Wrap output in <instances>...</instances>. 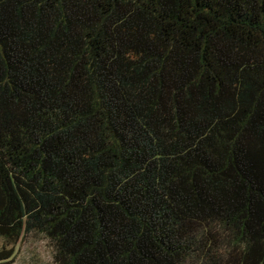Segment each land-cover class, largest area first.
<instances>
[{"label": "trees", "instance_id": "16d2710c", "mask_svg": "<svg viewBox=\"0 0 264 264\" xmlns=\"http://www.w3.org/2000/svg\"><path fill=\"white\" fill-rule=\"evenodd\" d=\"M264 264V0H0V264Z\"/></svg>", "mask_w": 264, "mask_h": 264}, {"label": "rangeland", "instance_id": "374dc122", "mask_svg": "<svg viewBox=\"0 0 264 264\" xmlns=\"http://www.w3.org/2000/svg\"><path fill=\"white\" fill-rule=\"evenodd\" d=\"M15 258L10 264H51L52 249L40 235H33L15 247Z\"/></svg>", "mask_w": 264, "mask_h": 264}]
</instances>
